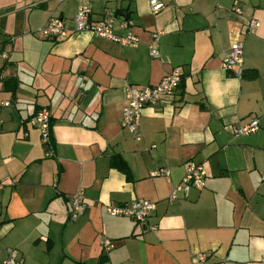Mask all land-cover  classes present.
<instances>
[{
    "label": "crops",
    "instance_id": "1",
    "mask_svg": "<svg viewBox=\"0 0 264 264\" xmlns=\"http://www.w3.org/2000/svg\"><path fill=\"white\" fill-rule=\"evenodd\" d=\"M160 1L156 14L150 0L0 3V264L9 249L20 264H264V0ZM82 5L94 22L113 11L114 32L137 45L75 31ZM51 17L67 37L36 31ZM232 43L242 76L221 67ZM175 67L174 95L145 106L136 131L122 127L126 86L157 84ZM42 107L48 143L29 122ZM251 118L255 132H232ZM190 159L204 187L170 200ZM78 190L85 210L71 220ZM136 199L155 204L143 223L106 211Z\"/></svg>",
    "mask_w": 264,
    "mask_h": 264
},
{
    "label": "built area",
    "instance_id": "2",
    "mask_svg": "<svg viewBox=\"0 0 264 264\" xmlns=\"http://www.w3.org/2000/svg\"><path fill=\"white\" fill-rule=\"evenodd\" d=\"M61 1V0H59ZM150 8L152 13L156 14L164 8V3L160 0H150ZM239 11V8H235ZM90 8L87 5L79 6L74 15V30L75 31H89L95 36L107 37L120 44H130L136 46L138 43L137 38L130 32L125 35H118L114 32L115 26V13L109 9L105 10L101 17L94 21H90ZM126 20L119 21L120 26H126ZM258 21L255 19L249 20V26L255 27ZM42 37L58 40L67 37L68 28L65 26L62 18L51 17L43 25L36 30ZM159 32L153 34V41L157 42ZM149 53L153 57L159 56L156 46L151 45ZM222 69L232 71L236 76L242 73V46L240 43H232L229 46L228 52L222 58ZM182 79V71L180 67L173 68L170 72L165 74L161 80L154 85L148 86H135L128 85L125 88L126 106L123 109L121 117L122 127L136 131L141 117L142 109L147 105H159L163 102L165 97L173 96L175 91L180 85ZM3 105H9L8 101L3 102ZM29 122L38 128L40 138L44 143H48L51 135L50 112L47 108L42 107L35 111L29 119ZM259 127L257 118H251L248 122L232 127V132L235 135H246L255 132ZM168 169L160 168L156 174L167 175ZM206 171L203 165L193 159L186 163L185 173L181 182L177 184L170 196V200H176L181 193L186 196L191 188L202 189L204 187V180ZM2 184L0 183V189ZM81 190H78L69 197V219L74 220L81 215L85 210ZM155 209L154 202L145 199H136L129 204L121 205H107L106 211L111 215L127 216L137 222L143 223L150 216ZM104 250H109L113 247V242L106 239L101 242ZM17 251L9 249L7 256L4 259V264H20L17 259ZM199 260L204 261L205 256L199 255ZM264 261V250L262 254Z\"/></svg>",
    "mask_w": 264,
    "mask_h": 264
},
{
    "label": "trees",
    "instance_id": "3",
    "mask_svg": "<svg viewBox=\"0 0 264 264\" xmlns=\"http://www.w3.org/2000/svg\"><path fill=\"white\" fill-rule=\"evenodd\" d=\"M243 75V72L241 73V76ZM4 83H6L7 84V81L6 82H4Z\"/></svg>",
    "mask_w": 264,
    "mask_h": 264
},
{
    "label": "rangeland",
    "instance_id": "4",
    "mask_svg": "<svg viewBox=\"0 0 264 264\" xmlns=\"http://www.w3.org/2000/svg\"><path fill=\"white\" fill-rule=\"evenodd\" d=\"M3 0H0V3H2Z\"/></svg>",
    "mask_w": 264,
    "mask_h": 264
}]
</instances>
